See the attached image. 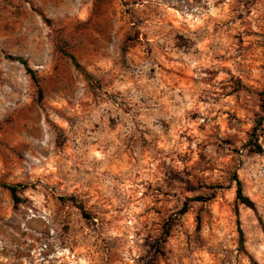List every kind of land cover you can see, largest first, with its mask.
<instances>
[{"label": "rangeland", "instance_id": "1", "mask_svg": "<svg viewBox=\"0 0 264 264\" xmlns=\"http://www.w3.org/2000/svg\"><path fill=\"white\" fill-rule=\"evenodd\" d=\"M262 95L264 0H0V264H264Z\"/></svg>", "mask_w": 264, "mask_h": 264}, {"label": "trees", "instance_id": "2", "mask_svg": "<svg viewBox=\"0 0 264 264\" xmlns=\"http://www.w3.org/2000/svg\"><path fill=\"white\" fill-rule=\"evenodd\" d=\"M58 50L65 55L66 57H68L72 63L74 64V66L76 67V69H78L84 76L85 78L90 82L93 83L94 79L93 77L87 72V70L78 62V60L76 59V57L74 55H72L70 52L67 51V49L61 45H58ZM9 59L14 60V61H18L20 62L22 65L25 66L28 74H30V76L32 77V79L36 82L37 86L39 87V94H40V98H43V93L42 90L40 88L39 82L37 80V77L35 75V72L30 68L28 62L26 60H24L21 57H13V56H8ZM262 111L264 112V97L262 95ZM263 124V119H261L260 121H258L257 126L254 128L251 137H250V141H249V147L250 150L254 153L257 154H262L264 152L263 146L261 145V143H259L260 140V133H259V128L261 127V125ZM234 181L236 183V187H237V200L241 203L244 204L247 207H252V202L244 196L243 193V187H242V182L239 180L237 174L234 176ZM2 186L7 189L10 194L12 195L14 201H15V205H19L22 200L19 197V187L18 185H9V184H2ZM64 199V198H62ZM202 199V198H199ZM211 200V198H206V200H202V201H209ZM186 212V210L184 211V213ZM86 215V214H85ZM86 217H88V215H86ZM199 227V226H198ZM242 239H241V244L242 246L244 245V240H243V233L242 230H240ZM170 235V230L166 229L165 230V234H164V238L168 237Z\"/></svg>", "mask_w": 264, "mask_h": 264}]
</instances>
